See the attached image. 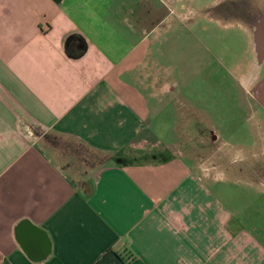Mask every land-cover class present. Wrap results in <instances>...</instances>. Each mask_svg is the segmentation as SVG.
I'll list each match as a JSON object with an SVG mask.
<instances>
[{"label": "crops", "instance_id": "crops-1", "mask_svg": "<svg viewBox=\"0 0 264 264\" xmlns=\"http://www.w3.org/2000/svg\"><path fill=\"white\" fill-rule=\"evenodd\" d=\"M0 264H264V0H0Z\"/></svg>", "mask_w": 264, "mask_h": 264}]
</instances>
